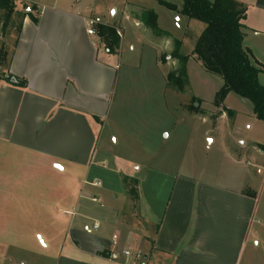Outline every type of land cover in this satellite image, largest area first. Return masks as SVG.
Instances as JSON below:
<instances>
[{
  "label": "crops",
  "instance_id": "obj_1",
  "mask_svg": "<svg viewBox=\"0 0 264 264\" xmlns=\"http://www.w3.org/2000/svg\"><path fill=\"white\" fill-rule=\"evenodd\" d=\"M233 1L247 8L244 47L264 69V0ZM35 6L38 23L25 18L9 68L26 86L0 83V191L25 190L27 197L13 201L29 207L39 204L30 195L38 183L51 195L40 204L52 207L51 213L44 211L39 218L49 225L32 234L43 245L42 250L33 248L40 254L39 264H240L247 246L251 253L245 264H264L255 254L260 243L249 244L256 198L246 178L207 181L196 169L171 174L129 158L131 141L122 132L134 117L142 119V111L164 109L170 72L160 64H178L173 52L154 48L153 63L121 71L122 26L98 21L120 34L118 53L110 54L96 29L88 34L81 14L56 5ZM145 10L151 9L124 13L141 44L142 35L155 40L137 19ZM166 54L170 57L162 62ZM258 79L264 86V72ZM132 95L139 101L133 103ZM148 142L138 143L141 152L156 151ZM239 160L234 156L232 161L238 165ZM125 179L137 181V200L129 195ZM95 224L99 228L88 233ZM124 250L139 251L144 260L111 258L113 251Z\"/></svg>",
  "mask_w": 264,
  "mask_h": 264
},
{
  "label": "rangeland",
  "instance_id": "obj_2",
  "mask_svg": "<svg viewBox=\"0 0 264 264\" xmlns=\"http://www.w3.org/2000/svg\"><path fill=\"white\" fill-rule=\"evenodd\" d=\"M162 1L175 5L178 9L182 6V0H16V11L23 13L24 6L32 8L35 4L56 5L85 17L86 28L95 30L98 21L122 26L125 39L123 53L121 49L119 51L121 71L130 65H135L133 69L138 70L140 67H136L141 63L145 68V64L153 63L151 58L154 48H158L162 53H167L168 50L174 52L176 42L180 43L179 53L189 57L188 83L183 92L166 86L163 110H158L157 113L144 110L141 114L142 119L139 116L131 119L128 131L122 132L131 141L132 148L129 152L133 155L129 158L137 162L148 161L154 168L173 172L171 174L196 169L197 176H203L207 181L219 182L222 176L228 183L246 178L256 198V210L251 226L253 234L249 244L252 246L260 243L255 254L260 255L261 263L264 259V122L259 121L254 115L251 102L235 94H230L221 107L215 105V97L223 81L206 72L191 56L203 32L204 24L189 20L179 12L168 9L161 3ZM128 8L137 11L141 8L154 10L160 23L158 29L164 34L157 36L150 29L148 33L151 37L154 35L155 40L142 35L143 44L148 45L143 47L141 42H137L138 32L136 33L133 21L125 20L124 13ZM93 20L96 21V25L92 27L90 21ZM21 21V16L17 14L8 20L5 11L0 9V56L3 46L12 51ZM144 29L145 27L139 29L140 35ZM166 42H169L170 46H165L164 50ZM170 55L162 56V62ZM166 64L169 65L160 64V69L165 72L175 71L179 67V62ZM4 68L2 66L0 71ZM141 81L143 82L142 79ZM142 85L144 86L140 83L138 87ZM132 96L133 103L139 101V96ZM223 113L224 117L221 118ZM141 139H147L149 141L147 144L150 147L154 145L156 151L151 147L149 151L141 152L138 147ZM153 153L158 154L147 159ZM234 156H238L241 163L234 165L232 161ZM42 184L44 183H38L37 191H31L30 194L32 198L37 199L39 204L36 206H18L14 203L13 198L17 197V200L19 197L28 196L23 189L0 191V264L40 263V254L33 248L42 250V241L33 238L32 234L44 232L49 223L39 218L44 215V211L51 213L49 211L52 208L40 206L51 196L40 187ZM250 253V246H247L240 264L249 261Z\"/></svg>",
  "mask_w": 264,
  "mask_h": 264
},
{
  "label": "trees",
  "instance_id": "obj_3",
  "mask_svg": "<svg viewBox=\"0 0 264 264\" xmlns=\"http://www.w3.org/2000/svg\"><path fill=\"white\" fill-rule=\"evenodd\" d=\"M172 11L179 12L189 20L204 24V30L198 38L192 57L211 75L222 79L223 85L215 97V105L221 107L229 94H235L252 103L254 115L264 122V86L259 83V75L264 72L258 63L253 61L250 52L244 47V26L247 8L233 0H182V7L161 2ZM23 7V13L16 11V0H0V9L5 11L9 20L13 15L21 16V24L17 29V41L10 52L2 47L0 56V83L7 82L16 87H25L26 82L10 73V63L22 32L23 22L29 17L38 23L39 11L37 7ZM36 13V14H35ZM137 19L152 29L157 36L164 33L158 29L157 15L152 10L142 11ZM98 36L105 44L110 54H117L120 48V36L116 28L108 25L95 26ZM180 43L176 42V49L171 58L179 62L177 70L167 76V87L183 92L187 83V62L189 57L179 53ZM194 104V103H193ZM193 106V105H192ZM194 109H196L193 106ZM129 195L138 199L137 181L125 179Z\"/></svg>",
  "mask_w": 264,
  "mask_h": 264
},
{
  "label": "built area",
  "instance_id": "obj_4",
  "mask_svg": "<svg viewBox=\"0 0 264 264\" xmlns=\"http://www.w3.org/2000/svg\"><path fill=\"white\" fill-rule=\"evenodd\" d=\"M90 24L93 27L94 25H96V21H90ZM88 34L89 35H94L95 34L94 29L93 28L92 29L90 28L88 30ZM98 228H99V225L98 224H95V225H93L92 228H88L87 231H88V233H92L93 231H96ZM117 240H118V237L117 236H114L113 237V246H114V248L117 247ZM120 257L133 258L134 261H135V263L136 262H142L144 260L143 254L141 252H139V251L133 253L131 251L124 250V251L121 252V254H118V253H116V252L113 251V254L111 255V258L113 260H118Z\"/></svg>",
  "mask_w": 264,
  "mask_h": 264
}]
</instances>
